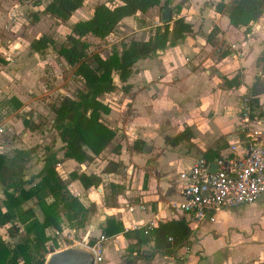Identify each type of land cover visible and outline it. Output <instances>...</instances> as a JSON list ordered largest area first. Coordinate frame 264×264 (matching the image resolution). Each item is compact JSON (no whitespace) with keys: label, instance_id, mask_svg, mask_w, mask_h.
Here are the masks:
<instances>
[{"label":"crops","instance_id":"crops-1","mask_svg":"<svg viewBox=\"0 0 264 264\" xmlns=\"http://www.w3.org/2000/svg\"><path fill=\"white\" fill-rule=\"evenodd\" d=\"M50 1L0 0V59L4 60L0 62V100L10 103V119L21 112L36 126H26L25 118L20 120V133L26 140L33 134L40 137L48 115L54 117V123L59 106L50 109L45 105L50 99L44 104L35 95L42 96L43 91L50 95V85L41 84L40 91L36 83L28 85V77H24L25 72L33 74L38 67L54 64L52 55L42 56V52L31 49L28 37L39 30L42 21L33 24L32 17H26L28 10L43 12ZM107 1L85 0L83 7L66 22L72 27L80 20L90 19L95 7ZM221 1L170 0L167 7L155 6L135 18L125 19L107 37L103 48L104 52L109 51L103 57H108L117 45L121 52L123 43L133 38L147 40L154 27L165 23L163 16L169 17L167 9L172 11L171 25L184 18L193 26V32L177 46L140 59L128 80L129 90L123 89L119 73H114L116 89L102 95L101 100L112 109L103 117L117 130L116 137L93 162L66 159L57 166L70 193L91 210L87 233L96 239L105 233L108 219L121 222L127 230L113 236L105 233L108 241L104 243V259L98 264L264 263V195L254 204L226 207L216 214L215 220L207 219L196 229L192 227L190 244L173 256L156 250L151 232L144 234L150 221L157 223L153 230L165 221L190 225L188 216L175 204L183 200L186 186L180 174L199 157L213 161L230 154L233 145L243 150L238 131L241 101L264 80V62L260 60L264 53V16L246 32L247 27L232 25L228 16L217 10ZM47 16L54 17L46 13ZM42 35L38 34L36 39ZM16 45L19 48L15 52ZM8 54L14 56V62L6 60ZM18 104L21 106L17 107ZM258 107L264 113V93L259 95ZM32 109L38 111L37 116L30 113ZM38 118L45 119L46 124ZM57 138L55 146H19L8 150V155L13 156L17 149H34L32 157L41 156L43 169L46 149L57 151L59 159L64 156L60 150L64 143L59 134ZM46 139L40 137L41 141ZM72 173L94 175L101 182L85 188L71 177ZM27 203L25 207L35 204ZM135 224L140 228L134 229ZM63 227L64 233L73 229L67 221Z\"/></svg>","mask_w":264,"mask_h":264},{"label":"trees","instance_id":"trees-1","mask_svg":"<svg viewBox=\"0 0 264 264\" xmlns=\"http://www.w3.org/2000/svg\"><path fill=\"white\" fill-rule=\"evenodd\" d=\"M84 2L51 0L44 12L68 21ZM169 3L170 0H108L95 7L90 19L80 20L72 26L67 35L70 44L61 45L59 54L68 64L77 66L76 72L82 78L84 88L75 97H65L55 109L54 126L64 143L60 148L64 151L63 158H58L57 151L46 149L43 169L27 178V163L36 150L17 149L13 156L0 152V189L4 195V199H0V264H46L48 255L60 249L58 237L52 234L55 229L62 230L64 221L72 228L87 226L91 210L78 196L70 193L57 171L58 164L66 159L93 162L100 156L117 135V130L103 117L112 109L101 100L102 95L116 89L114 73H119L123 89L129 90L128 80L134 65L160 49L177 46L193 32V26L184 18L176 19L173 25L165 22L154 27L147 40L132 39L123 44L121 52L114 49L108 57L92 52L91 47L97 41L106 44L107 37L115 33L125 19L135 18L155 6L167 7ZM217 10L226 14L232 25L245 26L248 32L250 25L264 16V0H222ZM52 42L53 39L42 35L31 43V49L44 52ZM260 60L264 62V53ZM0 62L4 60L0 59ZM263 93L264 80L254 86L249 96L258 106L259 95ZM24 122L26 126L36 128L29 118ZM71 177L78 179L85 188L101 182V178L86 173H72ZM29 201H34V206L25 207ZM107 223L105 233L110 236L127 232L119 221L108 219ZM189 226L180 221L162 222L150 234L154 236L156 250L165 255H176L178 249L190 244L192 226Z\"/></svg>","mask_w":264,"mask_h":264},{"label":"built area","instance_id":"built-area-1","mask_svg":"<svg viewBox=\"0 0 264 264\" xmlns=\"http://www.w3.org/2000/svg\"><path fill=\"white\" fill-rule=\"evenodd\" d=\"M18 46L14 48L16 52ZM12 62L13 55H5ZM4 129L0 127V132ZM243 142V150L233 145L231 153L210 161L199 157L194 164L180 174L186 181L183 200L175 206L182 210L194 229L207 219L215 220L216 214L226 207L254 204L264 195V113L252 98L246 95L241 101V117L238 127ZM155 221L145 225L144 234L149 235L156 227ZM134 229H139L135 224ZM72 230V229H70ZM59 239L66 236L63 230L52 233ZM108 236L101 233L96 239L89 233L82 246L93 251L96 264L104 259V243ZM189 250V249H188Z\"/></svg>","mask_w":264,"mask_h":264},{"label":"rangeland","instance_id":"rangeland-1","mask_svg":"<svg viewBox=\"0 0 264 264\" xmlns=\"http://www.w3.org/2000/svg\"><path fill=\"white\" fill-rule=\"evenodd\" d=\"M30 15L32 17L31 23L37 22V20L41 19L42 24L38 27L39 30L35 32L32 36L30 35L28 40H31L33 42L36 40L38 34H43L48 36L49 38L53 39L52 44L47 48L44 52L40 53V55L44 56H51L55 59L54 64H46L45 66L38 67V69H34V73L25 72L24 77H28V85H34L35 83L38 85V90L42 91L41 84H48L51 86V94L45 93L43 91L41 94L42 96H38L39 94H35L39 99H43L40 102L45 101L47 99H50L48 103H44L47 105L50 109L55 108L58 106L61 101L65 97H75L77 95V92L80 89L84 88V82L82 78L77 74V66L69 67V64H66L62 60L61 55L59 54V48L61 45H69L70 41L67 39V35L70 33V30L72 29L71 23L63 21L60 22L57 17L47 16L46 13L43 12H37L32 13L30 10L26 13V17ZM38 17V19H36ZM135 39V38H133ZM137 40V39H136ZM108 39H106V42ZM131 41V40H130ZM129 41V42H130ZM128 42V43H129ZM96 45H93L91 47L92 52H99L103 54L104 56L108 55V51L104 52L106 49L105 47L107 44H101L100 41L96 42ZM127 44V43H123ZM113 49V46L111 48V51ZM114 49H117V51H120V46L117 45ZM59 55V56H56ZM8 61V60H7ZM13 60L12 62H14ZM33 89H35V86H31ZM56 87V88H55ZM61 89V90H59ZM53 93V94H52ZM1 99V98H0ZM8 106H11L8 101L0 100V127L4 129L3 132H0V152L5 153L8 155V150L12 151L15 149L14 147H35V146H42L43 148L47 145L49 146H55L58 143V134L59 132L56 130L54 123L51 121L54 117L49 115L47 116V126L46 129H43V133H39V136L46 140L41 141L40 137L36 135H32L30 139H27L23 137V133L21 132V126H20V120H23L25 118V115L23 113H18L13 119H10L8 116L9 108ZM31 114L37 116V110L32 109L30 110ZM43 118H38L41 123L46 124V120ZM14 138V139H13ZM16 140V141H15ZM62 143V142H61ZM12 145L11 148H9ZM13 147V148H12ZM59 147H62L61 144H59ZM41 156L39 154H36V156L32 157L28 163H27V169L29 177L31 178L34 175H37L40 173V170L42 169L41 162H40ZM40 162V164H38ZM34 163V164H33ZM37 166V168L35 167ZM0 199H4V195L0 189ZM109 202V201H108ZM28 205H33L34 201H29L27 203ZM227 223V222H225ZM262 222L260 223L259 227H261ZM87 226L85 228L75 227L72 230H68L66 232V236H60V249H63L64 246H80L83 247L82 241L88 234ZM2 233L5 235V230H2ZM65 248V247H64ZM67 248V247H66ZM59 249V250H60ZM50 255H48V258ZM180 263H183V261L179 258L178 259Z\"/></svg>","mask_w":264,"mask_h":264},{"label":"water","instance_id":"water-1","mask_svg":"<svg viewBox=\"0 0 264 264\" xmlns=\"http://www.w3.org/2000/svg\"><path fill=\"white\" fill-rule=\"evenodd\" d=\"M169 17L163 16L164 22H170L172 11L167 9ZM46 264H96V257L90 249L80 246H71L58 250L50 255Z\"/></svg>","mask_w":264,"mask_h":264}]
</instances>
